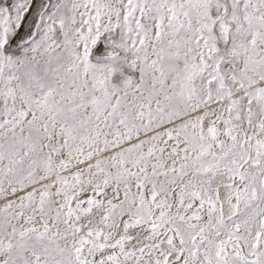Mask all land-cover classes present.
Here are the masks:
<instances>
[{
  "label": "snow or ice",
  "instance_id": "6c2138e0",
  "mask_svg": "<svg viewBox=\"0 0 264 264\" xmlns=\"http://www.w3.org/2000/svg\"><path fill=\"white\" fill-rule=\"evenodd\" d=\"M0 264H264V0H0Z\"/></svg>",
  "mask_w": 264,
  "mask_h": 264
}]
</instances>
